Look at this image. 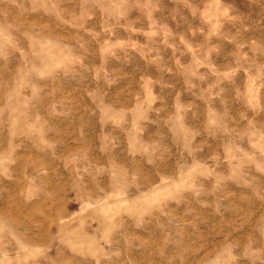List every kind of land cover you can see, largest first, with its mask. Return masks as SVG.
I'll return each mask as SVG.
<instances>
[{
  "label": "rangeland",
  "instance_id": "obj_1",
  "mask_svg": "<svg viewBox=\"0 0 264 264\" xmlns=\"http://www.w3.org/2000/svg\"><path fill=\"white\" fill-rule=\"evenodd\" d=\"M0 264H264V0H0Z\"/></svg>",
  "mask_w": 264,
  "mask_h": 264
}]
</instances>
